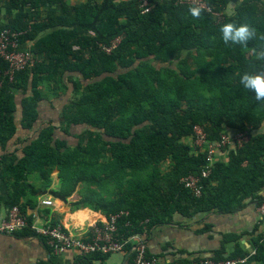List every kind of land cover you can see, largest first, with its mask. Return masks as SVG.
Segmentation results:
<instances>
[{
  "label": "trees",
  "instance_id": "16d2710c",
  "mask_svg": "<svg viewBox=\"0 0 264 264\" xmlns=\"http://www.w3.org/2000/svg\"><path fill=\"white\" fill-rule=\"evenodd\" d=\"M151 1V10L142 14L138 0H89L77 6L66 0H9L7 9L17 14L3 23L0 0V29L22 32L19 49L34 42L29 51L39 57L13 80L0 61V146L5 148L17 132L18 91L25 94L20 121L27 129L39 122L45 97L70 93L58 125L40 126L23 157H0V174L13 191L9 207L18 206L29 224L27 207L34 203L22 199L43 190H36L28 175L39 172L49 184L56 167L61 185L51 193L66 200L82 184L77 205L106 216L127 213L118 222L122 238L171 222L176 214L231 215L264 203V101L239 83L245 72L264 71L254 51L264 48V0H203L210 11L202 9L199 19L189 14L194 5ZM46 6L48 17L40 19L39 9ZM229 22L250 25L256 38L246 46L225 44L220 27ZM118 38L111 53L102 49ZM196 125L209 140L219 139L227 128L249 135L230 151L228 163L216 162L201 180L200 196L182 184L206 165V152L186 141ZM56 129L78 141L70 142ZM211 230L207 219L200 231ZM15 234L37 236L30 228ZM240 237L225 234L210 259L246 257L238 245L224 256L225 244ZM131 247L126 246L128 264ZM254 249L245 264H264V234L254 238ZM109 256L96 253L80 262L102 263Z\"/></svg>",
  "mask_w": 264,
  "mask_h": 264
},
{
  "label": "crops",
  "instance_id": "0c3cea01",
  "mask_svg": "<svg viewBox=\"0 0 264 264\" xmlns=\"http://www.w3.org/2000/svg\"><path fill=\"white\" fill-rule=\"evenodd\" d=\"M8 1L3 0L1 14L3 23H7L10 18L17 14V10L14 9L10 12L7 9ZM87 1L89 0H66L71 6L84 4ZM93 1L101 2L102 0ZM49 10V6L41 7L39 18H47ZM33 44L34 42H27L26 50H29ZM68 83L70 84V82ZM43 89L48 91L46 85L43 86ZM24 96L25 94L20 91L15 95L17 132L5 148L0 146V157L6 153H16L20 158L23 157L25 146L34 140L40 126H47L51 123L58 125L60 114L70 97V93H61V95L50 93L45 97L40 102V118L34 129L25 128L20 121L21 101ZM57 132L58 135L69 139L70 142L76 143L78 141L76 137L69 136L61 130ZM260 132H264V125ZM226 133L229 134L230 138H233L237 132L227 128ZM186 141L192 145L191 137ZM236 146L232 139L226 148L218 152L216 162L228 163L230 151L234 150ZM28 182L36 190H43L42 193L37 192V194L28 192V195L22 199L23 203H26L29 198L32 199L34 207H27V214L32 217L34 222L41 224L44 220L58 221L74 237H84L92 225L105 220L107 217L103 211L95 210L90 205L76 204L81 198L79 187L66 200L60 197L56 198L51 192L61 185L57 167L50 174L49 184H46L39 172L28 175ZM12 192L11 183H8L0 174V222L7 217L10 211L8 202ZM42 199L52 200L53 205L51 207L41 206L40 201ZM207 219L208 223L212 225V230L203 233L200 230L204 227V221L206 222ZM227 233L238 234L241 237L236 242L225 244L224 256L232 254L237 245L249 255L254 248V238L259 234H264V220L258 215L256 206L250 204L231 215L200 214L194 218H186L176 214L171 222L156 225L140 235L147 243L148 253L154 256L153 259L156 260L157 264H184V262L193 264L197 258L210 259L214 257L215 252L222 248L223 236ZM72 260L71 255L65 258L54 257L43 237L0 234V264H70ZM94 264H128V261L126 255L122 253L110 255L102 263L94 262ZM251 264L256 263L251 261Z\"/></svg>",
  "mask_w": 264,
  "mask_h": 264
},
{
  "label": "built area",
  "instance_id": "2783aa9c",
  "mask_svg": "<svg viewBox=\"0 0 264 264\" xmlns=\"http://www.w3.org/2000/svg\"><path fill=\"white\" fill-rule=\"evenodd\" d=\"M180 4H188L199 6L202 9L210 11L203 0H176ZM153 2L151 0H138V8L142 14L151 10ZM22 32L12 31L4 28L0 29V61L7 64L5 74L10 80L14 79L15 73L33 67L39 62V57L35 56L29 50H20V37ZM121 39L114 40L110 46H102V49L111 53L117 47ZM2 82L0 81V90ZM192 148L195 151H205L206 165L202 169L200 175H189L182 179V184L185 188L194 192L196 196H200L202 186L201 180L207 178L216 163L218 152L226 148L233 139L238 147H241L249 139V135L245 132H237L230 138L229 134L224 132L219 139L209 140L204 129L196 125L194 133L191 137ZM40 205L51 207L53 201L50 199H42ZM256 211L260 218L264 220V203L256 207ZM126 215V212L118 214H110L105 220L91 226L84 237H74L64 225L58 221L44 220L43 223L32 221L29 224L27 216L24 215L18 206L10 209L7 217L0 222V234L13 235L17 232L24 231L30 228L37 236L46 239L47 244L54 257L65 258L69 255L73 257L70 264H81L82 259L96 255L124 254L126 246L131 244L130 253L133 254L131 264H156V260L148 256V247L146 241L140 234L130 235L127 238H122L119 233L118 222L121 215ZM256 249H252L250 254L243 258L225 259L213 261L204 259L193 264H245L250 257L255 255Z\"/></svg>",
  "mask_w": 264,
  "mask_h": 264
},
{
  "label": "clouds",
  "instance_id": "9594fccd",
  "mask_svg": "<svg viewBox=\"0 0 264 264\" xmlns=\"http://www.w3.org/2000/svg\"><path fill=\"white\" fill-rule=\"evenodd\" d=\"M189 14L193 19H199L202 8L194 6L189 8ZM222 40L225 44L231 42L236 45H247L249 40L256 38V29L248 24L237 25L229 22L220 27ZM260 39L264 40V36ZM256 59L264 61V48L255 50ZM239 83L248 91L254 92L257 101H264V71L248 73L245 72L240 76Z\"/></svg>",
  "mask_w": 264,
  "mask_h": 264
},
{
  "label": "rangeland",
  "instance_id": "374dc122",
  "mask_svg": "<svg viewBox=\"0 0 264 264\" xmlns=\"http://www.w3.org/2000/svg\"><path fill=\"white\" fill-rule=\"evenodd\" d=\"M230 8L232 9V7H230ZM77 131H78V132H80V131H81V129H79V128H78V130H77ZM167 164H168V163H165V164L163 165L164 169H166V168H167V166H168ZM78 187H79V188H78L79 190H80V189H82V190H83V188H82V187H83V185H82V184H79V186H78ZM94 187H95V185H94ZM76 193H77V195H78V192H76ZM76 193H75V194H76ZM79 194H81V193H79ZM105 196H106V195H105ZM77 197H78V196H77Z\"/></svg>",
  "mask_w": 264,
  "mask_h": 264
},
{
  "label": "bare ground",
  "instance_id": "6f19581e",
  "mask_svg": "<svg viewBox=\"0 0 264 264\" xmlns=\"http://www.w3.org/2000/svg\"><path fill=\"white\" fill-rule=\"evenodd\" d=\"M82 213V212H81Z\"/></svg>",
  "mask_w": 264,
  "mask_h": 264
}]
</instances>
